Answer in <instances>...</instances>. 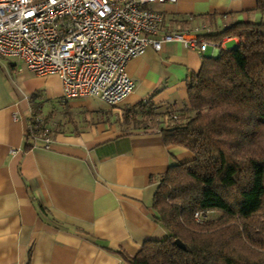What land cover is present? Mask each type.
I'll return each instance as SVG.
<instances>
[{
  "label": "crops",
  "instance_id": "obj_1",
  "mask_svg": "<svg viewBox=\"0 0 264 264\" xmlns=\"http://www.w3.org/2000/svg\"><path fill=\"white\" fill-rule=\"evenodd\" d=\"M151 7L163 13L161 33L198 27L211 40L237 22L264 18L258 0ZM238 42L225 36L221 47ZM221 47L201 54L179 41L149 45L127 63L136 87L117 105L66 99L58 74L0 57V264H131L118 249L135 255L145 241L165 238L153 208L161 176L195 154L166 145L162 130L171 110L189 106L192 75ZM34 106L48 115L51 143L41 135L27 149Z\"/></svg>",
  "mask_w": 264,
  "mask_h": 264
},
{
  "label": "trees",
  "instance_id": "obj_2",
  "mask_svg": "<svg viewBox=\"0 0 264 264\" xmlns=\"http://www.w3.org/2000/svg\"><path fill=\"white\" fill-rule=\"evenodd\" d=\"M258 7L264 13V0ZM225 36L239 42L204 57L189 81V106L171 110L162 130L166 145L195 154L171 165L155 193V217L168 234L135 255L118 249L131 264H264V18L211 38ZM32 124L27 149L43 134Z\"/></svg>",
  "mask_w": 264,
  "mask_h": 264
},
{
  "label": "built area",
  "instance_id": "obj_3",
  "mask_svg": "<svg viewBox=\"0 0 264 264\" xmlns=\"http://www.w3.org/2000/svg\"><path fill=\"white\" fill-rule=\"evenodd\" d=\"M177 1L0 0V57L17 58L39 75L58 74L66 99L117 105L136 87L127 63L149 45L179 41L201 54L209 45L221 47L222 40L200 35L198 27L161 33L163 13L151 6ZM44 142L48 147L51 137Z\"/></svg>",
  "mask_w": 264,
  "mask_h": 264
},
{
  "label": "rangeland",
  "instance_id": "obj_4",
  "mask_svg": "<svg viewBox=\"0 0 264 264\" xmlns=\"http://www.w3.org/2000/svg\"><path fill=\"white\" fill-rule=\"evenodd\" d=\"M156 3H154V4H156ZM154 4H152V6ZM37 117H39L40 120H37L36 119ZM47 117H48V115H45V114H42V113L41 114H38V115H36V114L34 115V113H32V117H31L32 121L38 122L40 124V127H41L42 131H44V129H45V131L42 134L44 137L47 136V135L50 136L51 133H52V128L49 126L50 123L48 122ZM32 121H31L30 126L33 125L32 124ZM33 127H34V125H33ZM49 128H50L51 131H49ZM30 133H32V132L30 131Z\"/></svg>",
  "mask_w": 264,
  "mask_h": 264
},
{
  "label": "water",
  "instance_id": "obj_5",
  "mask_svg": "<svg viewBox=\"0 0 264 264\" xmlns=\"http://www.w3.org/2000/svg\"><path fill=\"white\" fill-rule=\"evenodd\" d=\"M175 243H176L178 246L182 247V248H185V247H186L185 244H184L180 239H176V240H175Z\"/></svg>",
  "mask_w": 264,
  "mask_h": 264
}]
</instances>
